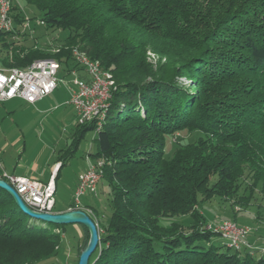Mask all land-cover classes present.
Masks as SVG:
<instances>
[{"label": "trees", "instance_id": "trees-1", "mask_svg": "<svg viewBox=\"0 0 264 264\" xmlns=\"http://www.w3.org/2000/svg\"><path fill=\"white\" fill-rule=\"evenodd\" d=\"M18 2L47 31L68 36L52 52L14 40L19 31L0 35L4 69L50 59L69 72L77 50L116 84L89 154L103 162L99 184L110 189L111 209L102 225L91 208L100 241L89 264H264L260 248H228L196 209L215 197L232 199L247 180L251 190L260 185L264 200V0ZM12 11L14 25L22 24L23 8ZM149 50L164 62L151 64ZM184 77L196 93L179 83ZM94 130L93 122L76 125L62 165ZM180 132L199 136L167 157L170 137ZM185 217L188 227L161 223ZM65 226L39 224L0 189V264L54 258ZM80 227L78 257L88 242Z\"/></svg>", "mask_w": 264, "mask_h": 264}, {"label": "rangeland", "instance_id": "rangeland-1", "mask_svg": "<svg viewBox=\"0 0 264 264\" xmlns=\"http://www.w3.org/2000/svg\"><path fill=\"white\" fill-rule=\"evenodd\" d=\"M16 5H20L23 8L25 16L30 19L27 28L21 32L23 35L19 41H21L22 45H35L39 49L52 52H55L63 45V41L68 36L67 31H47L39 21L40 18L31 15V10L28 6L21 5L18 0H16ZM14 14H16L15 11H13L12 16ZM14 29L17 31V25H14ZM147 56L149 62L154 64V66L159 60H161L160 62H164L163 58L155 55L151 50L147 52ZM62 76L63 74L60 73L58 78ZM179 83L183 87H187L188 91H190L189 93L192 92L194 94L197 92V88L194 86L191 78H180ZM56 96L58 98L67 96L68 99V93L64 84H58ZM16 104H18L16 100L0 103V137L5 138L4 141L9 144L8 149L4 153L0 151V158H2L3 154L4 164L8 172L13 171V169L17 171L29 170V167L34 164L43 169L41 167H44L46 162L50 161L54 149L57 147L61 149V145L64 143L62 141L57 146L56 140H59L60 135L65 134L66 130H63L68 123L66 122L68 116L59 119L58 116L51 112L46 115L37 114L26 110L24 105L17 106ZM66 106L61 110L69 107V105ZM95 135V132H88L81 140L73 159L62 168L58 180V190L54 198L56 206L53 213L58 209L65 208L67 205L73 206L76 204L75 198L69 189L75 180L77 171L83 166L85 156L96 152L97 145L93 140ZM198 136L199 134L196 132H180L172 135L166 147L167 157L170 156L175 147L191 143ZM16 137L17 143L10 146V143ZM214 180L215 178H212L210 184ZM79 202L92 206L97 211L98 219L102 225L109 219L111 213L110 189L105 182L99 184L95 194L85 195L79 199ZM80 207L81 205L78 208ZM196 209L200 211L206 225H215L218 222H234L240 227L251 228L252 233L249 237L259 241L258 246L264 249V200L260 194V185L255 190H251V182L248 180L244 181L237 195L232 199L225 200L215 197L210 201L199 203ZM82 210H86L90 216L93 213L91 208L85 207ZM171 221H176L188 227L192 220L189 217L164 218L161 220V223L167 225ZM38 223L42 222L38 221ZM59 235L61 241L58 247V254L54 258L39 264H76L78 249H81L83 241L82 228L80 225H67L65 226V230L60 231ZM249 237L247 238V243H250L249 245L254 248Z\"/></svg>", "mask_w": 264, "mask_h": 264}, {"label": "built area", "instance_id": "built-area-1", "mask_svg": "<svg viewBox=\"0 0 264 264\" xmlns=\"http://www.w3.org/2000/svg\"><path fill=\"white\" fill-rule=\"evenodd\" d=\"M11 4H13V8L18 7L19 10H22L20 5H16V0ZM5 7L6 5H3L2 0H0V30H2L3 34L19 31V35L14 37V40L19 41L23 35L21 32L27 28L30 19L24 15L22 24L17 25V31H10V24H14V21L7 19ZM41 24L43 23L41 22ZM72 57L76 68L69 72L63 69L61 64H31V72L28 73L4 72L3 66L0 65V103L20 99L33 105L51 95L58 84L62 83L68 93V99L65 104L74 109L76 124L92 123V118L100 117L104 108L110 107L112 93H104V86H113L114 92L116 84L97 79V72L103 71H97L94 62H80L75 55H72ZM60 73L63 76L58 78ZM95 127H101V124ZM0 179L12 186L29 208L36 210V212L53 213L55 204L53 179L47 183H42L34 179L7 175L5 173L0 175ZM99 183V173H93L91 167L87 166L86 170L77 177V184L73 194L76 202L75 206L79 207L81 205L79 199L85 195H90V189H97ZM76 209L82 210L81 207ZM206 229L214 234H223L224 240L231 241V247H239L241 250L243 248L253 249L247 243V238L252 233L249 227L242 226V233H235L225 223L218 222L215 225H207ZM260 250L264 252V249Z\"/></svg>", "mask_w": 264, "mask_h": 264}, {"label": "crops", "instance_id": "crops-1", "mask_svg": "<svg viewBox=\"0 0 264 264\" xmlns=\"http://www.w3.org/2000/svg\"><path fill=\"white\" fill-rule=\"evenodd\" d=\"M58 99H60V100L57 101ZM14 100L18 101V104H16L17 106L24 105V107H26V110H30V111L35 112L37 114H42V115L45 114L46 115L47 113L51 112L54 115L58 116L59 119L68 116V119L66 120V122H68V123L66 124V126L64 127V130H63V131L66 130L65 134L60 135L59 140H56L57 146H59V144H61L62 141L64 143H63V145H61V149H58V147L56 149H54V151L52 152V155H51L52 157H51L50 161L46 162V165L44 167H41L43 169H40L37 164H34L33 166L29 167L30 168L29 170L26 169L23 171L22 170L17 171L16 169L15 170L13 169V171L8 172L6 169L7 167L4 164L3 154H2V158H0L1 159L0 160V163H1L0 175L2 173H5L7 175H13V176H17V177L34 179V180L40 181L42 183H47L49 180L53 179L54 186H55V195H54V198H55L57 190H58V180L60 178L61 170L64 166L69 164V162L73 159L75 153L77 152V150H76L72 154V157L69 160L64 161V164L62 165L63 159L61 158V156H62L63 152L69 148L71 142L75 138L76 125H77L76 124L75 111L71 106H69L67 109L61 110L63 107H67L65 105V102L67 100V96L58 98V96H56V90L51 95H49L48 97L36 102L33 105L28 104V103H26L20 99H13V100H9L6 102H11ZM54 101H56V102H54ZM6 102H3V103H6ZM67 129H69V131H67ZM4 139L5 138L0 137V151H2L3 153L9 147V144H7L4 141ZM15 143H17V137L15 139H13V141L10 143V146H13ZM89 154H92V153H89ZM89 154L85 156L84 161H83V166L80 167V169L77 171L75 180L73 181L72 185L70 186L69 191L71 192L72 195L74 194V190H75V187L77 184L78 175L81 172L85 171L87 166H90V164L92 165L93 162H95L93 157H91ZM59 168H61V169H60L59 174L57 176ZM54 201H55V199H54ZM80 204H81V208H85V207L92 208V206H90L88 204H82V203H80ZM55 206H56V201H55L54 209H55ZM69 209H71V206L67 205L63 209L62 208L58 209L55 213L65 212V211H68ZM250 242L254 245L253 247L260 248L258 246L259 241L255 240L254 238H250ZM260 249H262V247Z\"/></svg>", "mask_w": 264, "mask_h": 264}, {"label": "water", "instance_id": "water-1", "mask_svg": "<svg viewBox=\"0 0 264 264\" xmlns=\"http://www.w3.org/2000/svg\"><path fill=\"white\" fill-rule=\"evenodd\" d=\"M0 189L8 193L19 210L29 218L52 225H81L88 231V242L79 253L77 264H89V259L99 246V229L91 217L80 209L68 210L61 213H41L30 209L16 193L12 186L0 179Z\"/></svg>", "mask_w": 264, "mask_h": 264}, {"label": "bare ground", "instance_id": "bare-ground-1", "mask_svg": "<svg viewBox=\"0 0 264 264\" xmlns=\"http://www.w3.org/2000/svg\"><path fill=\"white\" fill-rule=\"evenodd\" d=\"M11 3H13V0H2V4L6 5L5 15H6L7 19H9V20H13V18H12L13 17L12 16L13 4H11ZM10 31H15L14 24H10ZM2 34H3L2 30H0V35H2ZM72 55H75L77 60L80 62H85V63H93L94 62L96 70L97 71H103L101 69L98 61L90 60L84 53L79 52L77 50H73ZM0 60H1V58H0ZM43 63H48L49 65H59L58 62H56L55 60H50V59L37 60V61L32 62L31 64H43ZM31 64L25 69H18V68L4 69L3 68V70H4V72L28 73V72H31ZM0 65H1V63H0ZM97 79H101L103 81H110V83H114L111 74L107 71L97 72ZM112 92H113V86H104V93H112ZM108 108L109 107L104 108V111L101 113L100 117L92 118V122L94 123V126H99L102 123L105 115L107 114ZM86 124H88V123H86ZM99 130H100V127H96V130H94V132L97 134ZM90 167H91V171L93 173H99L100 181H101L103 162L101 160L95 161V162H93L92 165L90 164ZM95 193H96V189H90V194H95ZM30 209H32V208H30ZM33 211H36V210H33ZM85 212L87 213L86 210H85ZM221 223H225L228 227L232 228V230H234L235 233H242V227L236 225V223H234V222H221ZM218 235L220 236V238H222L223 241H225L228 248H230L232 250H236V251L241 249L239 247H231V241L224 240L223 234H218Z\"/></svg>", "mask_w": 264, "mask_h": 264}]
</instances>
